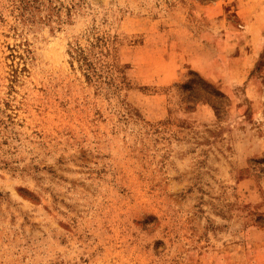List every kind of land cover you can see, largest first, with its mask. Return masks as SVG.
I'll return each mask as SVG.
<instances>
[{"label":"rangeland","instance_id":"1","mask_svg":"<svg viewBox=\"0 0 264 264\" xmlns=\"http://www.w3.org/2000/svg\"><path fill=\"white\" fill-rule=\"evenodd\" d=\"M16 13L0 0V264H264V0ZM94 36L97 80L69 54Z\"/></svg>","mask_w":264,"mask_h":264},{"label":"trees","instance_id":"2","mask_svg":"<svg viewBox=\"0 0 264 264\" xmlns=\"http://www.w3.org/2000/svg\"><path fill=\"white\" fill-rule=\"evenodd\" d=\"M12 10L17 12V16L24 17L25 13L27 15H32L35 11H40L43 7H49L51 0H10ZM49 3V4H48ZM74 5L72 4L71 7ZM106 37L104 36H94L92 42H90L89 47L84 49L80 46H75L71 52H69L71 59H75L79 66L85 69L84 74L88 79L97 80L101 78L110 70V65L102 60V56H105L106 51ZM99 48V50H97ZM109 68V69H108ZM197 73V72H195ZM207 89L197 88L196 92L187 97L188 102H197L202 97L208 102H212V97L221 94L212 84L207 83ZM199 91H207L205 96L198 95ZM197 93V94H196ZM222 95V94H221Z\"/></svg>","mask_w":264,"mask_h":264}]
</instances>
